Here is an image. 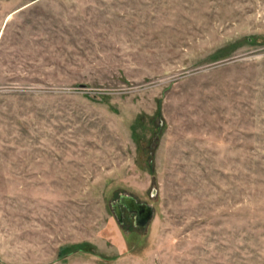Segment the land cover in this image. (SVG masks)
Instances as JSON below:
<instances>
[{"label":"rangeland","instance_id":"obj_1","mask_svg":"<svg viewBox=\"0 0 264 264\" xmlns=\"http://www.w3.org/2000/svg\"><path fill=\"white\" fill-rule=\"evenodd\" d=\"M0 264H264V0H0Z\"/></svg>","mask_w":264,"mask_h":264},{"label":"water","instance_id":"obj_2","mask_svg":"<svg viewBox=\"0 0 264 264\" xmlns=\"http://www.w3.org/2000/svg\"><path fill=\"white\" fill-rule=\"evenodd\" d=\"M127 201L121 200L123 203L127 205V207L133 211L134 213L137 214L136 223L139 225H145L148 223L152 217H153V208L151 205L145 204V203H136L133 198L126 197ZM117 211V216L119 219L120 213L118 210Z\"/></svg>","mask_w":264,"mask_h":264},{"label":"flooded vegetation","instance_id":"obj_3","mask_svg":"<svg viewBox=\"0 0 264 264\" xmlns=\"http://www.w3.org/2000/svg\"><path fill=\"white\" fill-rule=\"evenodd\" d=\"M134 217H137V214L136 213H134ZM136 220V219H135Z\"/></svg>","mask_w":264,"mask_h":264}]
</instances>
